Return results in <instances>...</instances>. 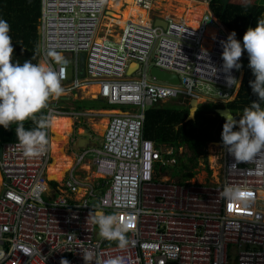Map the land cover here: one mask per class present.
<instances>
[{
	"label": "built area",
	"instance_id": "1",
	"mask_svg": "<svg viewBox=\"0 0 264 264\" xmlns=\"http://www.w3.org/2000/svg\"><path fill=\"white\" fill-rule=\"evenodd\" d=\"M154 1L135 0L148 12ZM109 2L41 0L40 58L54 49L68 62L62 79L65 92L49 101L51 124L54 118L71 116L75 126L82 124L90 113H78L60 100H77L83 89L92 87L98 88L95 98L120 110L106 112L109 123L95 146L74 152L79 133L68 140L66 149L76 158L68 179L87 189L82 203H71L49 179L51 126L41 156L25 157L19 142L3 145L0 264H60L61 259L106 264L117 257L122 264H264V201L259 196L264 191V151L237 162L222 142L216 143L220 179L180 183L161 176L163 168L175 164L167 158L173 149L157 148L145 138L151 108L171 100L188 106L193 99L227 104L237 98L240 85L228 87L220 70V41L230 32L210 10L196 28L184 20L149 14L146 21H129L119 40H100L102 21L113 14ZM156 18L166 20L167 27L155 26ZM239 62L242 65V57ZM134 64L139 66L130 73ZM52 66L57 71L61 67L54 62ZM154 68L177 75L179 83L157 80ZM241 73L242 67L231 75L240 81ZM226 188L251 195L236 200L224 195ZM89 213L118 214L121 223L129 224L128 245H107Z\"/></svg>",
	"mask_w": 264,
	"mask_h": 264
},
{
	"label": "clouds",
	"instance_id": "2",
	"mask_svg": "<svg viewBox=\"0 0 264 264\" xmlns=\"http://www.w3.org/2000/svg\"><path fill=\"white\" fill-rule=\"evenodd\" d=\"M210 10L212 11L211 6H209L204 16L208 15ZM10 31L8 21L0 19V126L9 129L11 124L16 123L15 133L19 144L23 148L24 156L34 158L45 154L48 143L45 130L51 126L50 119L46 118L47 115L37 119L36 114L48 108V104L51 105L50 99L55 98L58 100L64 94L65 89L62 87V79L65 76V66L68 62L61 52L51 49L46 52L45 58L37 64H33L31 60H26L23 64L13 63L12 53L14 48L12 37L9 34ZM213 39H215V36H213ZM220 44L223 49L221 55L223 64L220 70L225 73L228 87L236 85L241 87L242 76L240 82L235 76L231 75V72L233 69L239 71L241 67L242 72H244L243 62L242 65L239 62L244 51L248 54V66L255 77L254 80L249 81V86L253 94L258 97V101H253L250 107L243 110V115L238 122L226 119L221 133L222 145L227 149L229 155L237 162H247L264 151V107L261 106L264 103V18L257 21L256 27H249L246 30L243 35V46L236 39L235 31L230 32L227 39L221 40ZM32 59H35V56ZM53 62L61 66L59 71L53 68ZM214 69L216 74L218 70ZM186 107L188 108V106ZM119 110L117 108L114 111H102L118 112ZM93 112L95 113V111L82 113ZM71 118L73 117L71 116ZM28 119L33 120L36 124L35 128L25 130L23 122ZM73 120V134L75 132L79 133V141L83 137L79 132V125L75 126V119L73 118ZM86 131L90 132L92 141V135L95 133L90 129H86ZM77 143L74 146L78 151L85 149H78L76 147ZM74 152L76 151L74 150ZM248 194V192L232 188H226L224 192V195L231 196L236 200H245L250 196ZM88 218H91L92 222L98 226V235L102 240L118 241L117 246L121 249L128 245L129 241L125 233L129 229V224L121 223L118 214L97 213L92 215L89 213ZM60 264H69V261L61 259ZM85 264H87L86 260ZM106 264H122V258L110 259Z\"/></svg>",
	"mask_w": 264,
	"mask_h": 264
},
{
	"label": "trees",
	"instance_id": "3",
	"mask_svg": "<svg viewBox=\"0 0 264 264\" xmlns=\"http://www.w3.org/2000/svg\"><path fill=\"white\" fill-rule=\"evenodd\" d=\"M211 9L228 31L236 33V39L243 46V35L249 27H256L257 21L264 18V0H231L227 9L223 10L220 0L211 1ZM41 18V0H0V19H5L10 24V36L14 52L12 62L23 64L31 60L33 64L40 60V36L39 23ZM35 56V59L32 57ZM244 78L236 99L227 104L206 103L200 106L196 118L187 121L189 110L187 107L174 109L169 106H158L148 110L145 123V138L154 142L157 148L167 146L173 149V153L167 156L175 160L171 167L175 169V175L180 183H186L196 177L200 168L199 159L207 155V147L211 143H220L221 133L225 119L217 113L218 108H229L239 121L243 110L250 107L258 97L253 94L249 81L255 79L249 68V58L246 51L242 54ZM60 103L74 108L78 113L85 111H114L117 108L100 99H61ZM88 106H91L88 108ZM264 107V103L261 104ZM48 108L36 114V118L46 117ZM102 107V108H101ZM47 118V117H46ZM25 130L36 127L32 119L23 122ZM17 124H11L9 129L0 132V144L19 142L16 137ZM48 139V130L46 129ZM212 145V144H211ZM187 150V153L181 152ZM208 170L210 163L206 157ZM168 167V166H167ZM2 176L0 172V185ZM116 241H107V245Z\"/></svg>",
	"mask_w": 264,
	"mask_h": 264
},
{
	"label": "bare ground",
	"instance_id": "4",
	"mask_svg": "<svg viewBox=\"0 0 264 264\" xmlns=\"http://www.w3.org/2000/svg\"><path fill=\"white\" fill-rule=\"evenodd\" d=\"M126 1L129 2V6L127 9L123 10V6ZM171 1L172 0H168L170 4L168 6H170V8L172 5ZM175 1L179 2V6H177L178 10H176L177 13L175 14V17H177L176 19L184 20L185 23H187L189 26H192L194 28L199 27L204 14L209 9L208 2L199 1L197 2L199 3V5H196L197 3L192 2L191 0H175ZM109 4L111 8H113L114 10L112 11L113 17L110 18L111 19L110 22L114 24L113 29L118 27L119 30L120 29L124 30L128 22L131 21L132 19L134 21H139V19L146 21L149 19V12L141 9L140 6L136 4L135 0H110ZM113 29L112 30L107 29L108 31L106 33L107 34L106 37L109 38L114 37ZM210 33L212 36L215 35V30L214 29L210 30ZM121 36L122 34L120 30L119 34L116 36V39L119 40ZM212 45H213V40L211 39L208 41V46L211 47ZM90 89L95 90L94 96H96L98 88L92 87ZM83 90L87 92V90L89 89H83ZM113 113H118V112H113ZM108 123L109 120L107 118H104L100 120L98 123H96L95 127L103 133L104 131H106ZM73 125H74V120L71 117L54 118L52 120L51 133L53 136L51 139V158H50V163L48 164L47 172L49 178L57 183V185L56 184L54 185H56V188L59 189V192L62 194V196L66 197L71 203L78 204L84 201V198L86 197L87 189L75 186L68 179L70 169L73 166V162H75V160H73L72 158V156H75L74 153L66 149L68 138L70 137V135L73 134ZM67 153L68 154L71 153L72 156H68ZM74 164H76V162ZM60 184H63L62 187H60ZM259 196L260 199L264 201V191H260Z\"/></svg>",
	"mask_w": 264,
	"mask_h": 264
},
{
	"label": "rangeland",
	"instance_id": "5",
	"mask_svg": "<svg viewBox=\"0 0 264 264\" xmlns=\"http://www.w3.org/2000/svg\"><path fill=\"white\" fill-rule=\"evenodd\" d=\"M191 1L192 2H196V3L199 2V1L208 2V5L211 6L209 4V1H207V0H191ZM167 2H168V0H155L153 5H152V10L149 12L150 16L151 17L164 16V17H171L173 19H176L177 17H175V14L177 13L176 10H178L177 6H179V2L175 1V0L171 1V3H172L171 8H173V9H171L170 6H168L170 4H169V2L168 3ZM196 5H199V3H197ZM128 6H129V2L126 1L124 6H123V10L127 9ZM110 8H111V6L109 4V9ZM111 9H112L111 11H114L113 8H111ZM110 20L111 19L108 18V17L103 19L102 25H101V28H100V32H99V39L100 40H104L106 38H109V37H106V35H107L106 33L108 31L107 29L112 30L114 28L113 27L114 24L112 22H110ZM113 30H114V32H113L114 37H110V38H113V39L117 40L116 36L119 34L120 30H121V34H122L123 30L122 29L119 30L118 27L113 29ZM66 57L70 58L69 55H67ZM40 61H42L41 58H40L39 62ZM71 72H72V68L70 69V73ZM241 76H242V80H243L244 72H242ZM83 92H86V91L83 90ZM200 92L201 93H205L206 91L201 89ZM83 95H85V94H83ZM91 95L94 96V93H92L91 90H87V94L85 96H83V97L85 99H96L94 97H91ZM165 106H169V107L174 108V109H181V108L183 109V108L186 107V106L180 105L179 102H176V100H171V102H168ZM90 107L91 106H88V108H90ZM115 108L120 109V107H115ZM126 110H132V108H127ZM89 112H92V111H89ZM114 114H118V113H114ZM103 118H107L106 112L95 111V113L94 112L90 113V115L87 118L82 119V124H79L78 128H79L80 134H84L86 132V129H91L95 133V134L92 135V140L96 144L99 143L100 142L99 141L100 140L99 137H102L104 132L102 133L95 126H96V123H98ZM3 129H4V127L0 126V132ZM75 135H76V132H75V134L72 137H69V138L70 139H74ZM69 138H68V140H69ZM74 150L76 152H78V150L75 148V146H74ZM206 151H207V155L206 156L203 155L199 159L200 168L196 169L197 171H199V174H197L196 177L194 178V180H191V182L205 184V183H207V181L211 182V180H212L213 182H215V181L220 179V176H219V173H220V164H219L220 163V150H219V144L209 145L207 147ZM181 152L187 153V150H182ZM67 155L70 156V153L69 154L67 153ZM213 156H214V159H213ZM206 157H208V159H209L210 169L211 168L213 169L212 170V175L209 178H208L209 171H208V168H207L208 166H207V163H206ZM171 166H173V165H170V166H168L166 168H163V170L161 172V176L164 174L163 178L168 177L170 180L179 181V178L175 175V169L173 167H171ZM165 174H166V176H165Z\"/></svg>",
	"mask_w": 264,
	"mask_h": 264
},
{
	"label": "water",
	"instance_id": "6",
	"mask_svg": "<svg viewBox=\"0 0 264 264\" xmlns=\"http://www.w3.org/2000/svg\"><path fill=\"white\" fill-rule=\"evenodd\" d=\"M209 1H213V0H209ZM223 4V10L225 11L227 9V6L229 4V2L231 0H220ZM113 13V12H110ZM154 25L155 26H161L163 28L167 27V21L166 20H162V19H156L154 20ZM136 66V67H135ZM139 65H133V68L130 70V73L137 68ZM86 68V58L85 56H82V60H81V69L82 71H84ZM152 76L154 78H156L159 81L162 82H169L172 84H178L179 83V78L177 75H172L169 74L167 72H164L160 69L154 68L151 70ZM200 109V103L197 102V100L193 99L191 100L190 104L188 105V110H189V116L187 118V121H192L196 118V113L197 111H199ZM217 113L220 117L224 118L225 120H229L232 122H238V120L236 119V117L233 115L232 111L225 107V108H218L217 109ZM82 137L78 143L76 144V147L78 149H82V148H87L89 146H95V143L91 141V134L89 131H86L84 134H82ZM2 149L3 146L0 144V158L2 156ZM262 207L264 208V203H262Z\"/></svg>",
	"mask_w": 264,
	"mask_h": 264
},
{
	"label": "crops",
	"instance_id": "7",
	"mask_svg": "<svg viewBox=\"0 0 264 264\" xmlns=\"http://www.w3.org/2000/svg\"><path fill=\"white\" fill-rule=\"evenodd\" d=\"M156 17H157V16H156ZM158 17L166 18V17H164V16H158ZM89 90H91L92 93H95V90H94V89H89ZM83 94L86 95L87 92H83V90H82V91L80 92V97H79V98L83 99V98H84L83 96H85V95H83ZM81 95H82V96H81ZM94 97H95V96H94ZM103 119H104V118H103ZM107 119H108V118H107ZM215 144H216V143H215ZM70 156H72L71 153H70ZM72 158H73V160H75V162H76L75 156H72ZM75 162H73V166H74V163H75ZM73 166H72V167H73ZM212 170H213L212 168H211V170H208V171H209L208 178L211 177V175H212ZM49 179H50V178H49ZM192 180H194V179H192ZM50 181H51L53 184H56V185H57V183L54 182L53 180L50 179ZM59 181H60V180H59ZM211 182H212V180H211ZM207 183H209V182L207 181ZM56 185H55V187H56ZM62 185H63V184H60V187H62ZM57 189H58V188H57ZM58 191H59V189H58Z\"/></svg>",
	"mask_w": 264,
	"mask_h": 264
},
{
	"label": "flooded vegetation",
	"instance_id": "8",
	"mask_svg": "<svg viewBox=\"0 0 264 264\" xmlns=\"http://www.w3.org/2000/svg\"><path fill=\"white\" fill-rule=\"evenodd\" d=\"M207 1H209V0H207ZM210 2V5H211V1H209ZM217 17V16H216Z\"/></svg>",
	"mask_w": 264,
	"mask_h": 264
},
{
	"label": "snow or ice",
	"instance_id": "9",
	"mask_svg": "<svg viewBox=\"0 0 264 264\" xmlns=\"http://www.w3.org/2000/svg\"><path fill=\"white\" fill-rule=\"evenodd\" d=\"M248 195H251V193H249Z\"/></svg>",
	"mask_w": 264,
	"mask_h": 264
}]
</instances>
